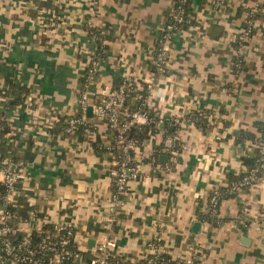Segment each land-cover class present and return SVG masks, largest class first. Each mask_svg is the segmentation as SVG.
<instances>
[{
	"label": "crops",
	"instance_id": "1",
	"mask_svg": "<svg viewBox=\"0 0 264 264\" xmlns=\"http://www.w3.org/2000/svg\"><path fill=\"white\" fill-rule=\"evenodd\" d=\"M52 4L0 0V113L8 123L1 139L23 161L17 202L41 213L39 226L74 221L75 243L88 255L111 236L120 257L141 260L147 241L161 234L169 254L192 255L196 264H264V150L256 182L223 197L215 221L198 215L259 147L237 137L242 130L260 133L256 122H264V0H190L192 19L169 41L162 72L153 64L174 0ZM98 42L104 48L91 102L129 73L139 85L134 103L152 75L145 97L162 117L135 149L139 170L115 215L114 158L94 146L111 144L108 123L93 110L87 121L95 129L84 139L64 125L79 111L82 77ZM189 111L207 112L206 125L185 119L168 132L173 117ZM167 145L178 150L175 157Z\"/></svg>",
	"mask_w": 264,
	"mask_h": 264
},
{
	"label": "built area",
	"instance_id": "2",
	"mask_svg": "<svg viewBox=\"0 0 264 264\" xmlns=\"http://www.w3.org/2000/svg\"><path fill=\"white\" fill-rule=\"evenodd\" d=\"M184 1L174 2L170 12L171 19L167 21L166 28L158 40L160 44L154 61L157 72L166 70L168 43L177 31L178 23L185 18L182 13ZM98 64L99 60L94 57L87 71L88 80L80 95L81 114L68 118V130H75L79 122L86 120L90 104L93 105V110L98 116L105 119L111 128L116 129L121 155L119 159L114 160L111 169L114 188L109 204L115 215L126 201L125 194L129 180L139 170L133 153L138 146L136 141L128 136V129L132 125L152 121L156 116L157 122H160L162 117L158 111L152 115L145 97L146 92L154 87L155 79L152 75L143 83L144 91L139 94L141 103L136 108H130L126 103L128 97L139 87L129 73L124 75L116 88L101 94L98 101L91 102L90 81L96 74ZM200 115L208 117V113L204 111L200 112ZM2 119H7V116L0 113V121ZM185 119L194 120L177 114L173 117V122L182 124ZM1 128L0 123V130ZM165 148L173 157L178 152L173 146L167 145ZM261 150H264V144L261 145ZM259 169L260 166L251 168L227 190L238 191L245 185L256 182L259 178ZM24 178L23 161L0 150V186L4 187L0 188V264H196L192 255L173 257L169 254L161 234L147 241L146 254L141 260L134 261L120 257L116 251L117 242L111 236L102 238L93 253L86 256L75 243L77 230L74 221L63 218L39 226L38 222L43 220L34 210L30 211L27 217L20 214L21 204L17 202V194ZM220 195L221 192L215 190L211 196L210 209L213 214L218 211ZM239 219L246 224L248 216L244 214ZM27 224L30 228L26 227Z\"/></svg>",
	"mask_w": 264,
	"mask_h": 264
},
{
	"label": "trees",
	"instance_id": "3",
	"mask_svg": "<svg viewBox=\"0 0 264 264\" xmlns=\"http://www.w3.org/2000/svg\"><path fill=\"white\" fill-rule=\"evenodd\" d=\"M176 0H174L175 2ZM38 3L40 6L42 5H48L51 7L52 4V0H38ZM182 13L185 15L184 20L180 21L178 23V28L177 30H179L180 28H182L183 26L186 25V23L191 21V17H192V9L190 6V0H185L183 3V9H182ZM171 19V13L168 14L167 17V21H169ZM167 21L165 23V27L164 30L166 28V24ZM163 30V32H164ZM250 33V32H249ZM248 33V34H249ZM160 44V43H159ZM159 44L157 45V47L159 46ZM104 46L102 45V43L98 42V49H97V57L96 59H100V56L102 55V50H103ZM157 49V48H156ZM156 55H157V51H156ZM241 63V62H240ZM90 66L88 67L89 70ZM156 68V65L153 64V69ZM88 78H87V74L85 76L82 77V81H81V88L79 91V95H81V92L84 90L85 88V83L87 82ZM143 91V90H142ZM139 91H135L134 93H132V95H130L127 99V105L130 108H136L140 105L141 103V99L139 98V100H137L136 102L132 103L131 102V98ZM100 94H97L94 96V102L98 101L100 98ZM79 111L74 114L73 116H78L81 114L80 108H78ZM148 109L150 110V112L152 113V115L155 114L156 110L150 106H148ZM187 116L196 119V117L198 116V118L196 119V122L201 124V125H206V122L208 121V117L204 116V115H200V112L198 111H189ZM88 118H86V120L81 121L77 124L76 127V131L79 134V137L81 139H84L88 136V130H94L95 127L92 124L91 121H87ZM68 120V119H67ZM7 121H5V119H2L0 121L2 128L0 130V150H2L4 153L7 154H11L12 149L11 147L8 146V144L6 142H3V140L1 139L4 135V133L8 130L7 125L8 123H6ZM167 123V122H166ZM64 125L66 126V130H68V121H66V123H64ZM160 123L157 122V116L156 119L152 120V121H148L142 124H135L132 125L129 129H128V136L130 138H132L133 140L136 141L137 146L138 147H142L143 146V142L146 138H148L150 136V134L152 132H156L160 127ZM256 126L257 129L260 133L254 132V131H250V130H242L240 132V134L237 137L238 141H242L245 139H251L253 141H257L259 143V147L257 148V151L254 154H250V155H244L242 157V163L245 167L244 170H242L240 173H237L235 175H230V182L227 186H222L219 188H216L212 191L211 195H210V199H209V203H208V209L207 211L202 210L200 207L198 208V215L201 219H208L210 221H215L216 219L214 218V214L211 212V196L213 195V193L215 192V190H219L221 192L220 195V199L218 202V208L220 206V201L223 197H227L231 194H234L238 191L233 190V191H228L227 189L230 188L232 186V184L241 179L245 174L248 173V170H250L251 168L254 167H259L260 166V160H261V156L263 154L262 150H261V145L264 144V122L262 121H257L256 122ZM109 130L111 132H113V140L111 142V144L109 146H105L100 140H95L94 141V146L96 148V150L100 153H103L105 151H110L112 153V159H119L121 152H120V148H119V143H118V136H117V132L116 129L111 128L110 125L108 124ZM178 127L177 123H174V128L170 129L169 125H166V128L168 130V132H176ZM133 153L135 154V150L133 151ZM12 155V154H11ZM261 168L259 169V173H260ZM253 184V183H252ZM251 184L245 185L243 188L250 186ZM0 188H4L3 186H0ZM113 188H114V182H113ZM21 204V206L19 207V212L21 215H23L24 217H27L30 213V211L34 210V212H36L38 215H41L40 212H38V210L36 208H33L32 206H30L26 201H24L22 199V201L19 202ZM47 226V225H46ZM17 239H18V235H17ZM86 256H89L88 253H85Z\"/></svg>",
	"mask_w": 264,
	"mask_h": 264
},
{
	"label": "water",
	"instance_id": "4",
	"mask_svg": "<svg viewBox=\"0 0 264 264\" xmlns=\"http://www.w3.org/2000/svg\"><path fill=\"white\" fill-rule=\"evenodd\" d=\"M92 114H93V105L90 104V105L88 106V115H89V116H92Z\"/></svg>",
	"mask_w": 264,
	"mask_h": 264
}]
</instances>
